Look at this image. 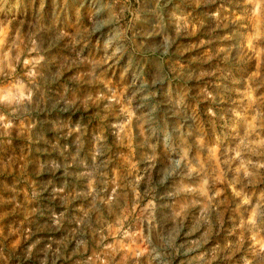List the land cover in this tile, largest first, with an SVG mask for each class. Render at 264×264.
Wrapping results in <instances>:
<instances>
[{
    "label": "rangeland",
    "instance_id": "374dc122",
    "mask_svg": "<svg viewBox=\"0 0 264 264\" xmlns=\"http://www.w3.org/2000/svg\"><path fill=\"white\" fill-rule=\"evenodd\" d=\"M0 264H264V0H0Z\"/></svg>",
    "mask_w": 264,
    "mask_h": 264
}]
</instances>
